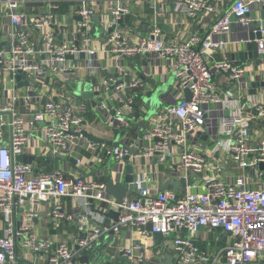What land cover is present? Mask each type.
Masks as SVG:
<instances>
[{
	"label": "built area",
	"instance_id": "obj_1",
	"mask_svg": "<svg viewBox=\"0 0 264 264\" xmlns=\"http://www.w3.org/2000/svg\"><path fill=\"white\" fill-rule=\"evenodd\" d=\"M36 1L39 0H0V114H9L8 120L0 115V264H73L105 235L117 236L124 227L144 237L158 234L170 239L174 264H264V181L256 188L246 186L251 178L264 180V141L256 147L250 142L252 122L264 120V102L253 100L246 109L233 91L253 68V62L236 63L226 54L218 59L212 56L227 44H234L218 35H227L233 25H240L249 28L248 35L260 33L259 38L249 36L246 41L255 43V51L261 55L256 68L264 73V29L250 16L254 5L264 8V0H233L228 9L221 7L223 0H177L174 9L178 13L218 16L203 37L172 41L166 40L162 31L159 9L150 21L148 33L133 39L118 24L128 12L126 5L109 4L111 20L103 51L116 58L156 55L168 59L174 76L169 90L180 93L178 98L167 96L137 137V123L131 122L130 114L135 110L141 115L146 112L141 101L137 105L136 98L145 96L153 85L137 75L109 74L101 78L100 84L95 85L102 89L101 96L94 99L91 111L103 112L104 122L118 130L120 145L109 148L87 138L86 104L79 102L68 88L74 79L71 72L80 68L77 62L70 64L68 56L78 60L84 53L88 75H98L94 74L98 71L94 61L97 50L90 46L91 38L85 33L96 8L91 4L82 6L76 12L79 19L71 26L63 24V32L57 35L51 27L58 0H43L40 9L27 11L25 6ZM215 72L227 75L232 90H218L213 80ZM17 74L21 76L18 81ZM6 78L13 82L11 87ZM262 78L264 81V74ZM46 80L48 83L44 84ZM23 81L25 92L18 94L13 90L14 82ZM185 89L190 92V99L184 98ZM2 94H6L3 102ZM219 103L229 113L219 119L214 152L222 156L223 163L227 155L232 157L242 170L234 182L219 178L216 173L221 167L217 165L203 176L207 188L204 192L184 189L178 193L168 189L152 193L146 184V173L142 172L133 176L135 191L126 192L116 202L107 193V183L89 172L82 150L98 153L105 146V154L113 155L116 166L109 179L120 181L126 166L124 156L132 147L138 149L136 154L154 159L157 165L169 164V158L177 154L179 167L174 174L186 183L191 174L205 171V157L189 144V138L205 124V106ZM17 104L27 107L28 120L18 111ZM6 127L9 143L4 141ZM32 130L40 132L46 156L64 161L73 158L77 170L87 174L66 176L63 170L52 169L33 176L31 162L16 160ZM62 197L80 202V212H66L60 203ZM93 200L118 210L117 221L91 225ZM41 202L47 204L44 215L54 222L67 220L74 224L75 234L67 239L38 236L32 226L16 221L15 212L26 204L30 206L27 215L36 218ZM203 230L219 236L226 234L230 240L220 247L202 250L196 241L204 238ZM115 251L123 257L124 264H144L148 257L144 242L138 240L116 245ZM167 251L165 244H152L150 264L164 261Z\"/></svg>",
	"mask_w": 264,
	"mask_h": 264
},
{
	"label": "crops",
	"instance_id": "obj_2",
	"mask_svg": "<svg viewBox=\"0 0 264 264\" xmlns=\"http://www.w3.org/2000/svg\"><path fill=\"white\" fill-rule=\"evenodd\" d=\"M177 0H58V8L55 11V18L51 29L58 35L59 32H63V24H68L71 26L74 24L79 17L76 12L84 5H93L96 8V13L92 17L90 26L87 28L86 32L91 40L90 46L97 50V53L94 55V61L97 67V76H90L89 71L86 68V55L81 53L78 56V60H75L74 57L68 56V61L77 62L80 64V68L75 69L71 72L73 74L71 77L77 80V84L83 83H92L93 92L99 91L100 88L95 86L100 84V80L103 77L108 76L109 74H128L129 76L137 75L142 78L144 82H147L149 85L162 84L167 80V78L172 74L168 68L169 60L166 58H161L156 55L152 56H137L132 59L130 58H116L112 54L103 51V45L105 39L109 32L108 23L111 20V13L108 10L109 4L116 5L122 3L126 5L128 12L123 15V17L118 21L120 29L129 34L131 38H135L137 35H145L148 33L149 24L152 18L155 15L154 4L159 5V11L161 16L159 18V23L162 28V31L165 35L166 40L172 41L174 39L178 40H187L191 36L203 37L208 31L210 25L217 18L218 13H205L197 12L192 15H184L178 13L174 9V2ZM233 0H223L221 7L223 9H228ZM30 5L25 6L27 11H36L43 6V0H39L33 3H28ZM264 8L261 6L254 5L250 16L254 19V23L261 22V11ZM249 28L242 27L240 25H233L232 30L227 35H218V38L222 39L223 37L227 41H232L234 44H227L226 48L214 53L213 58H220L221 55L226 54L230 59L234 60L236 63H241L244 61L253 62V68L245 73L241 81L237 82L233 88L231 87V82H229L227 75L223 72H215L213 80L218 88V90L227 91L229 89L238 96H240L241 104L244 108H248L250 103L253 100H259L264 102V86L261 85L263 81V71H260L256 68L259 63V54L256 53V56L253 55L255 51V43L247 42L246 39L248 35ZM78 44H81V39L78 40ZM251 44L252 51L250 50L249 45ZM249 52H252V55H248ZM256 52V51H255ZM166 78L165 81L163 77ZM7 85L11 87L13 85L12 81H9L6 78ZM17 82V81H16ZM15 83L13 90L21 94L25 92L24 84L20 85ZM48 80L44 84H47ZM251 84H254L252 86ZM170 87V86H169ZM68 88H72L68 85ZM82 92H85L83 86ZM73 91V90H72ZM12 92V90H11ZM7 93V92H6ZM74 93V92H73ZM75 94V93H74ZM76 95V94H75ZM176 96L178 98L180 93L176 90L168 88L165 94L161 95L163 103L167 101V96ZM101 96L98 94V97ZM9 97V93L7 98ZM77 100L81 103L86 104V110L84 112V126L86 129V136L90 141H94L100 144L108 146V142H112L116 139L118 135V130L104 122L103 112H93L91 111L92 103L88 99L82 98L80 95H76ZM6 94H2V102L5 101ZM100 99V97L98 98ZM137 105L140 101L143 104L142 98H136ZM146 107V106H145ZM18 111L24 114L26 120L30 118L27 107L17 104ZM207 113L205 116V124L202 127H199L196 131L194 137L189 138V144L197 149L198 152H201L205 157V171L199 174H191L190 178L187 180L184 186H179L177 192L181 193L184 189L189 192H204L207 190L206 186L203 183V176L214 171V167L219 165L221 171L217 172V176L222 178L230 183L234 182L236 177L242 173V170L237 168L236 162L234 159L227 155L226 163H223L222 156L219 153L214 152V140L216 139L218 122L221 117L227 116L229 110L224 108L223 104H208L205 106ZM138 111L135 110L130 114V120L134 123H137L139 118H136L134 113ZM139 112V111H138ZM6 120L9 119V114L3 113L0 114ZM133 123V124H134ZM133 126V125H132ZM4 141L9 143V128H4ZM264 141V120L257 119L254 120L251 124V145L256 147L258 144ZM45 143L41 137V134L38 130H32L31 135L24 147V151L19 157L16 158L18 161L22 162H31L33 164V176L39 174L41 171H49L52 169H61L66 176H71L73 174H78V170L75 166L74 159L70 158L67 160H62L60 158H51L45 155ZM102 147L100 152H88L82 150L81 154L85 156L90 173H96L99 175L100 180L104 182L109 181V174L111 169H115V162L112 163V159L109 154H105L106 147ZM251 157V156H250ZM25 160V161H24ZM129 162L133 167V176L140 174L142 172L146 173V184L150 188L152 193L160 191V188L168 180L174 182L182 181L178 178L174 172L179 167V158L178 155L171 156L168 160L169 164L167 165H157L155 164L154 159L148 160L142 157L139 154H134L130 157ZM174 167L172 170V167ZM83 175H86V171L79 172ZM126 175V166L122 171V178ZM264 180H256L251 178L246 183L247 187L256 188L260 186V183ZM132 193L131 191H127ZM114 199V198H113ZM60 203L64 207V210L68 213L77 214L82 209L80 202L72 200L70 197H62ZM47 205V204H46ZM46 205L41 202L39 204V215L36 218H30L27 215V210H29V204L22 209H19L15 212V219L18 223L30 225L33 227L38 236H51L53 238L67 239L72 234H75L76 228L74 224H70L67 220H59V222H54L49 217L43 214ZM34 208V207H33ZM110 207L101 201L93 200L91 204V212L93 219L90 221L91 225H95L98 222H101L104 225H111L114 220L112 217H107L103 212H107ZM113 209V208H111ZM114 210V209H113ZM1 217V212H0ZM147 229V228H146ZM203 237L196 241V245L202 250H208V248L220 247L226 243L228 239L225 235L219 236L217 233H210L202 231ZM115 237L117 238V245H127L131 241H141L144 242L146 246L147 258L144 261V264H150V259L152 255V244H165L168 251L166 255H172L173 253L169 248L170 239H163L160 235L155 234L144 237L139 235L136 230L128 227H124L121 232ZM102 240V239H101ZM100 240V241H101ZM228 239L227 241H229ZM154 242V243H153ZM111 248V244H105V249L108 250ZM116 252V251H115ZM166 255L163 263L166 261ZM124 259L121 257L117 259L114 263L110 264H124ZM151 264H157V262H152ZM159 264V263H158ZM170 264H174L173 259ZM248 264H262L258 261H252Z\"/></svg>",
	"mask_w": 264,
	"mask_h": 264
},
{
	"label": "water",
	"instance_id": "obj_3",
	"mask_svg": "<svg viewBox=\"0 0 264 264\" xmlns=\"http://www.w3.org/2000/svg\"><path fill=\"white\" fill-rule=\"evenodd\" d=\"M30 5V4H27ZM159 8L158 4H154V10L157 11ZM261 18L263 19L260 22L261 27L264 29V9L261 11ZM257 25V24H256ZM250 38L260 37V33L258 32L256 35L250 34ZM250 50L252 51L251 44L249 45ZM252 52H249L248 55H252ZM253 55L256 56V52L253 51ZM261 57V55H259ZM15 79L18 81L21 79L19 74L15 75ZM174 76L171 74L165 82L162 84H155L154 88L149 91L145 96L142 97L143 105L146 106V112L141 115L140 112L136 111L134 113L136 118H139L137 121V125L134 128H137V137H139L142 133L143 128L146 126L148 120L157 113L158 109L163 105V100L161 99V95L165 94L168 91L169 86L173 85ZM25 81L19 82L20 85H25ZM68 85L72 88L73 92L76 95L82 96L84 99H88L94 105L95 98L98 94L102 92L100 88L99 91L93 92V84L92 83H83L77 84L76 79H72L69 81ZM254 86V84H251ZM261 85L264 86V81L261 82ZM81 86L84 87L85 92H82L83 89ZM184 98L190 99V92L185 89L183 91ZM119 135H117L116 139L112 142H108V146L115 147L120 145L118 141ZM138 149L128 147V153L124 156V161L126 162V175L118 182L114 183L112 179H109L107 182V193L114 198L116 202H120L122 197L126 194L129 190L131 192L135 191V186L132 184L133 180V167L132 164L129 162L130 157L133 156ZM23 158V156H21ZM17 156L16 158H21ZM112 162H114L113 155H110ZM25 161V160H24ZM186 183L184 181L174 182L172 180L166 181V183L160 188V191L171 189L176 192L179 186H184ZM103 214L107 217H112L114 221H117L119 211L109 209L107 212H103ZM147 230L151 229L150 225H147ZM229 234V233H228ZM117 238L112 234L109 233L103 237V239L97 242L91 249L87 251L86 254L79 256L78 258L74 259L73 264H110L114 263L117 259H120L122 256L120 253L115 252V247L117 245ZM105 244H111V248L106 250ZM171 256L166 255V261L161 264H170L171 263Z\"/></svg>",
	"mask_w": 264,
	"mask_h": 264
},
{
	"label": "rangeland",
	"instance_id": "obj_4",
	"mask_svg": "<svg viewBox=\"0 0 264 264\" xmlns=\"http://www.w3.org/2000/svg\"><path fill=\"white\" fill-rule=\"evenodd\" d=\"M113 163V162H112Z\"/></svg>",
	"mask_w": 264,
	"mask_h": 264
}]
</instances>
